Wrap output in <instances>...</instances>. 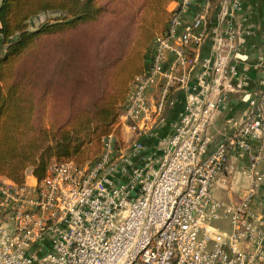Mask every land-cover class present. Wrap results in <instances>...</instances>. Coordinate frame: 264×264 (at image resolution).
<instances>
[{
    "label": "built area",
    "instance_id": "obj_1",
    "mask_svg": "<svg viewBox=\"0 0 264 264\" xmlns=\"http://www.w3.org/2000/svg\"><path fill=\"white\" fill-rule=\"evenodd\" d=\"M192 2H173L170 30L151 47L148 67L131 84L120 116L122 132L144 138L179 90L186 99L170 131L150 153L140 140L125 146L111 134L101 156L86 165L52 161L44 179L26 172L23 184L1 177L0 264H264V215L253 210L262 176L232 206L214 197L233 153L250 157V177L264 162V76L244 119L211 150V119L243 79L222 56L225 38L237 35L242 3L225 0L216 57L190 85L211 10L205 0L185 22ZM226 219L229 230L216 225Z\"/></svg>",
    "mask_w": 264,
    "mask_h": 264
},
{
    "label": "trees",
    "instance_id": "obj_2",
    "mask_svg": "<svg viewBox=\"0 0 264 264\" xmlns=\"http://www.w3.org/2000/svg\"><path fill=\"white\" fill-rule=\"evenodd\" d=\"M182 0H1L0 178H45L52 161L97 160L124 142L120 116ZM46 13L55 19L29 30Z\"/></svg>",
    "mask_w": 264,
    "mask_h": 264
},
{
    "label": "crops",
    "instance_id": "obj_3",
    "mask_svg": "<svg viewBox=\"0 0 264 264\" xmlns=\"http://www.w3.org/2000/svg\"><path fill=\"white\" fill-rule=\"evenodd\" d=\"M210 30L202 46L197 50L196 64L190 72L189 84L196 85L197 76L203 73V64L206 60L216 57L218 41L223 36L225 25L221 20V13L225 0H210ZM205 0H193L183 16L185 22H191L200 13ZM242 9L236 16L237 35L234 39L225 38L226 48L222 56L229 63L236 64L239 74L243 77L234 83V91L228 95L227 107L214 113L207 133L210 140V149L213 150L218 143L226 140L233 131V123L244 119L248 110L250 97L260 94L259 82L264 76V0H241ZM177 3H172L169 10H174ZM1 27V25H0ZM6 47L0 33V56L4 55ZM241 77V78H242ZM158 86L150 90L153 98ZM186 96L179 90L171 95L172 105L169 111L160 119L155 120L148 135L138 138L137 134L123 131L125 146H130L140 140L150 153L154 150L159 139L170 131L171 125L179 117L183 109ZM256 146H254L255 148ZM229 170L219 180L214 189V197L225 208L238 203L243 192L249 188L253 180L262 176L256 189L253 210L264 215V162L257 168V174L250 177V157H239L233 153L228 163ZM222 226L229 221H222ZM227 224V223H226ZM230 226V225H229ZM221 227V229H224ZM225 230V229H224Z\"/></svg>",
    "mask_w": 264,
    "mask_h": 264
},
{
    "label": "rangeland",
    "instance_id": "obj_4",
    "mask_svg": "<svg viewBox=\"0 0 264 264\" xmlns=\"http://www.w3.org/2000/svg\"><path fill=\"white\" fill-rule=\"evenodd\" d=\"M58 16V14L56 13H46V14H41L40 16L32 19L30 22H29V30L30 31H35L39 28V26L41 24H43L44 22L48 21V20H52V19H55L56 17ZM3 56V55H2ZM171 101V99L169 100ZM171 105L170 104H167L166 106V109H165V114L169 111ZM164 114V115H165ZM29 174L32 172V170H29L27 171ZM222 223L223 222H217L216 225L219 226V227H223L222 226ZM227 223V224H226ZM225 223V226L226 227H223L225 230H229L230 229V226L228 224V222Z\"/></svg>",
    "mask_w": 264,
    "mask_h": 264
}]
</instances>
